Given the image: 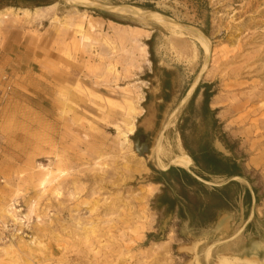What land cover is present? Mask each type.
<instances>
[{"label": "rangeland", "instance_id": "374dc122", "mask_svg": "<svg viewBox=\"0 0 264 264\" xmlns=\"http://www.w3.org/2000/svg\"><path fill=\"white\" fill-rule=\"evenodd\" d=\"M10 7L20 10L0 17V264L264 263V0ZM129 117L148 131L137 146L142 133L124 140ZM205 141L242 175L204 181L238 185L214 223L194 228L152 206L151 179Z\"/></svg>", "mask_w": 264, "mask_h": 264}, {"label": "trees", "instance_id": "16d2710c", "mask_svg": "<svg viewBox=\"0 0 264 264\" xmlns=\"http://www.w3.org/2000/svg\"><path fill=\"white\" fill-rule=\"evenodd\" d=\"M55 1L0 0V10L10 6L44 7ZM141 6L153 8V4L149 2H145ZM208 100L209 95H206L203 100V111L205 112L210 111ZM184 147L197 167V171L191 174L186 169L176 166H169L166 170L157 171L151 181L161 184V190L153 198L152 206L157 210L163 208L164 212H175L181 220L188 221L191 227L203 228L214 223L221 210L230 203L231 198L225 191L232 185H238L237 182L231 180L222 186L208 188L204 181H208L209 176L232 178L242 174L235 161L217 152L209 145L208 141L199 146L194 153H191L185 145ZM245 191V196L248 197L249 191L247 189Z\"/></svg>", "mask_w": 264, "mask_h": 264}, {"label": "bare ground", "instance_id": "6f19581e", "mask_svg": "<svg viewBox=\"0 0 264 264\" xmlns=\"http://www.w3.org/2000/svg\"><path fill=\"white\" fill-rule=\"evenodd\" d=\"M73 1H75V2H77L78 0H73ZM79 2H81V1H79ZM83 2V1H82ZM124 7V6H123ZM51 7H46V8H35V9H33V10H28V9H21L22 10V12L25 14V16H27V17H33V16H35V15H37L40 11H43V10H48V9H50ZM13 10H20V9H13V8H11V7H8V8H5V9H2V10H0V17H3V16H1L2 14H4V13H7V12H11V11H13ZM130 10V9H129ZM149 13V12H148ZM145 14V13H144ZM144 14H141V15H144ZM151 16V15H150ZM153 16V15H152ZM155 16L158 18V19H160V20H162L161 19V17L160 16H158V15H156L155 14ZM155 17V18H156ZM4 18V17H3ZM156 18V19H157ZM160 20H159V22H160ZM173 28H177V29H179V32H180V35H183V36H188L187 34H189V33H185L184 32V26H183V28L182 27H176V25H175V23H169ZM89 26H90V28H92V25L91 24H89ZM186 28V27H185ZM190 32L195 36L194 37V39H196V41L198 42V44L200 45V47L202 48V49H204V54H206V55H208L209 54V41L207 40V38L205 37V36H202L199 32H198V30L196 31V30H192V29H190ZM190 35V34H189ZM192 38V37H191ZM234 56V55H233ZM207 58H208V56H207ZM262 58H264V57H262ZM261 59V58H260ZM206 64H207V62H206ZM202 69V71H203V68H201ZM196 82V81H195ZM195 84H193V86H194ZM193 86L191 87V89L190 90H192V88H193ZM127 103V114H129V113H134V110H133V107H132V105H131V103L128 101V102H126ZM128 116V115H127ZM134 122H135V118L134 117H129V118H127L125 121H124V125H125V129H126V131L123 133V135H124V140H128L127 139V137L128 136H130V135H132L133 134V132H134V129H135V125H134ZM167 125H169V124H167ZM172 125V124H171ZM178 140V139H177ZM215 146V145H214ZM160 147V146H159ZM216 147V146H215ZM157 151V150H156ZM158 152V151H157ZM167 155V154H166ZM162 157V156H161ZM170 163L173 165V166H176V167H181V168H183V169H189V166H190V164H191V159H190V157L186 154V153H184L183 152V150L180 148V152L177 154V155H174V157L173 158H171V161H170ZM159 165H161V164H159ZM166 167V165L164 164V165H161L160 166V168L162 169V170H166V169H164ZM44 181V180H43ZM43 183V182H42ZM222 226V225H221ZM224 226V225H223ZM224 238H226V237H224ZM257 243V242H256ZM253 246V245H252ZM186 248V247H185ZM208 250H206V252H207ZM260 255V254H259ZM219 256V255H218ZM227 256H228V254H227ZM227 256H222L221 258H220V260H219V262H218V264H264V263H259L256 259H254V258H249V257H245V258H237V257H227ZM251 257V256H250ZM191 261V260H190ZM195 262V261H194Z\"/></svg>", "mask_w": 264, "mask_h": 264}, {"label": "flooded vegetation", "instance_id": "af4514ba", "mask_svg": "<svg viewBox=\"0 0 264 264\" xmlns=\"http://www.w3.org/2000/svg\"><path fill=\"white\" fill-rule=\"evenodd\" d=\"M134 131L135 132H133L134 134L133 135H135V137L136 136H138L139 135V133H142L143 135L141 136V140H139V141H135V145L137 146L138 145V143L140 144V143H143V142H145V138H146V136H147V134H148V131H143V130H141V128H139V129H134ZM188 155V154H187ZM191 159V158H190ZM191 164H192V160H191Z\"/></svg>", "mask_w": 264, "mask_h": 264}, {"label": "crops", "instance_id": "0c3cea01", "mask_svg": "<svg viewBox=\"0 0 264 264\" xmlns=\"http://www.w3.org/2000/svg\"><path fill=\"white\" fill-rule=\"evenodd\" d=\"M7 18V17H5ZM3 19V18H2ZM2 21V20H1ZM12 43V42H11ZM9 44L8 40L5 42V46H4V49H6L7 45ZM8 48H10V45L8 46Z\"/></svg>", "mask_w": 264, "mask_h": 264}, {"label": "water", "instance_id": "95a60500", "mask_svg": "<svg viewBox=\"0 0 264 264\" xmlns=\"http://www.w3.org/2000/svg\"><path fill=\"white\" fill-rule=\"evenodd\" d=\"M63 1H65V2H69V0H63Z\"/></svg>", "mask_w": 264, "mask_h": 264}, {"label": "built area", "instance_id": "2783aa9c", "mask_svg": "<svg viewBox=\"0 0 264 264\" xmlns=\"http://www.w3.org/2000/svg\"><path fill=\"white\" fill-rule=\"evenodd\" d=\"M18 232L20 233L21 231L19 230Z\"/></svg>", "mask_w": 264, "mask_h": 264}]
</instances>
